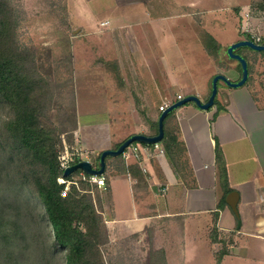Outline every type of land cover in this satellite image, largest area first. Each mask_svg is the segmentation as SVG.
Masks as SVG:
<instances>
[{"label": "crops", "instance_id": "0c3cea01", "mask_svg": "<svg viewBox=\"0 0 264 264\" xmlns=\"http://www.w3.org/2000/svg\"><path fill=\"white\" fill-rule=\"evenodd\" d=\"M233 1L225 5V0H168V6L174 11L182 7V15L190 21L192 8L208 6L209 2L216 3L212 11L235 13L236 18L226 26L232 31L229 39L218 40L207 33L222 46L221 51L244 39L264 43V0ZM109 5L126 11L125 22L119 24L106 10L109 16L100 24L111 30L106 35L109 42L114 40L113 31L121 29L137 43L141 57L149 54V45H159L161 0H114ZM131 6L133 10H129ZM236 20L241 27L251 24L257 33L239 34ZM240 54L250 67L244 86L231 88L220 81L225 88L218 90L213 108L204 111L190 103L179 108L172 119L186 146L184 179L175 175L165 154L152 150H145L140 159L129 164L122 156L126 173H117V162L109 161L113 209L109 217L105 216L108 227L142 235L152 228L165 251L166 264H264V51L244 48ZM225 57L227 61L221 57L220 62L226 68L219 74L239 81L241 64ZM205 92V96L197 94L203 101L209 98ZM159 113L147 128L117 143L136 133L155 135L152 125L159 121ZM217 142L226 163L227 184L220 177ZM131 167H136L144 179L140 180ZM159 197L167 198L162 208Z\"/></svg>", "mask_w": 264, "mask_h": 264}, {"label": "rangeland", "instance_id": "374dc122", "mask_svg": "<svg viewBox=\"0 0 264 264\" xmlns=\"http://www.w3.org/2000/svg\"><path fill=\"white\" fill-rule=\"evenodd\" d=\"M10 1L22 17L20 45L32 54L34 65L50 84L54 100L51 120L63 129L59 156L66 148H76L83 159L88 156L93 162L104 147L114 148L130 133L147 128L150 119L157 120L161 107L179 97L203 96L205 91L210 96L214 76L226 68L220 58L227 61L228 47L217 57L209 55L204 38L209 32L218 40L229 39L232 31L226 26L236 18L233 12L212 11L216 3L209 2L192 8L190 21L182 15V7L174 11L168 0H161L159 45H149L151 53L141 57L130 34L115 30L114 40L109 42L106 35L111 30L100 24L109 16L106 10L119 24L125 22L126 11L109 8L114 0ZM261 16L264 21V13ZM236 21L239 34L257 33L251 24L241 27ZM172 191L170 187V197ZM90 193L109 232V243L103 247L106 263L147 264L153 248L160 245L153 229L152 238L149 230L142 235L110 229L105 218L113 209L110 191L105 185L91 187ZM159 200L162 208L167 198Z\"/></svg>", "mask_w": 264, "mask_h": 264}, {"label": "trees", "instance_id": "16d2710c", "mask_svg": "<svg viewBox=\"0 0 264 264\" xmlns=\"http://www.w3.org/2000/svg\"><path fill=\"white\" fill-rule=\"evenodd\" d=\"M21 19L10 0H0V264H107L103 247L109 243V232L90 193L91 187L98 186L80 180L79 188L73 186L66 197L61 194L63 129L51 120L54 100L50 84L34 65L32 54L20 45ZM204 45L215 57L222 49L209 34ZM176 111L165 119L162 144L175 175L184 179L188 162L186 146L172 124ZM152 128L158 133V121ZM216 157L221 180L227 184L218 142ZM111 160L117 162V173H126L122 156L106 159L109 191ZM131 168L144 179L136 167ZM80 172L66 178L78 177ZM148 230L152 238V230ZM147 264H166L161 246L153 248Z\"/></svg>", "mask_w": 264, "mask_h": 264}, {"label": "water", "instance_id": "95a60500", "mask_svg": "<svg viewBox=\"0 0 264 264\" xmlns=\"http://www.w3.org/2000/svg\"><path fill=\"white\" fill-rule=\"evenodd\" d=\"M249 48L254 51L263 52L264 51V43L259 41H254L252 39H244L238 42L231 44L227 49L226 53L231 59H235L239 61L242 68V77L239 81H232L229 77L224 74H217L214 76L212 80V89L209 98L206 101L200 99L197 95H188L182 97L175 101L174 103L168 105L161 113L158 121V133L155 135H146L144 133L133 134L128 137L119 147L118 149H106L102 151L100 156V163L98 167H94L93 164L88 160L80 161L70 167H68L64 171V177H69L72 173L77 172L79 170L86 172L89 175L101 176L105 174L106 171V159L108 157H119L125 152L127 148L135 143L145 144V145H155L162 143L165 137V129L164 122L167 116L178 110L179 108L193 103L199 109L208 111L213 108L216 104V98L219 90V82L223 81L227 86L231 88H238L244 86L249 79V63L248 60L237 51L240 48ZM234 206V205H233ZM235 208V206H234Z\"/></svg>", "mask_w": 264, "mask_h": 264}, {"label": "built area", "instance_id": "2783aa9c", "mask_svg": "<svg viewBox=\"0 0 264 264\" xmlns=\"http://www.w3.org/2000/svg\"><path fill=\"white\" fill-rule=\"evenodd\" d=\"M180 98L182 97H179V99ZM166 107L165 106L161 107V110L163 111ZM145 150H152L154 153L158 155L165 154L164 147L162 146L161 143L155 144V145H145V144L135 143L131 145L129 148H127L125 152L122 154V156L124 160L126 161V163L129 164L133 159H140L142 155L144 154ZM81 153L82 152L76 148L75 150L74 149L69 150L68 148H66V150L62 152L61 155L59 156V162H60L61 169L65 171L68 167L78 163L77 161L80 162L83 160L90 161L94 166V162L91 161L88 156L86 157V159H83V155ZM143 170L146 171V169H143ZM80 180L89 182L92 185H97L99 187L106 185L105 174L101 176H96V175H89L86 172L81 171L78 177L66 178L63 176L58 179L59 183L64 186V190L61 193L62 196L66 197L69 194V191L73 186H76L77 188H79Z\"/></svg>", "mask_w": 264, "mask_h": 264}, {"label": "flooded vegetation", "instance_id": "af4514ba", "mask_svg": "<svg viewBox=\"0 0 264 264\" xmlns=\"http://www.w3.org/2000/svg\"><path fill=\"white\" fill-rule=\"evenodd\" d=\"M238 52V51H237Z\"/></svg>", "mask_w": 264, "mask_h": 264}]
</instances>
